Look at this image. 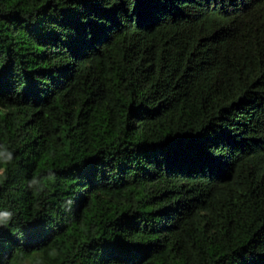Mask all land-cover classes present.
Instances as JSON below:
<instances>
[{
    "label": "trees",
    "instance_id": "16d2710c",
    "mask_svg": "<svg viewBox=\"0 0 264 264\" xmlns=\"http://www.w3.org/2000/svg\"><path fill=\"white\" fill-rule=\"evenodd\" d=\"M0 154V264H264V0H0Z\"/></svg>",
    "mask_w": 264,
    "mask_h": 264
},
{
    "label": "clouds",
    "instance_id": "9594fccd",
    "mask_svg": "<svg viewBox=\"0 0 264 264\" xmlns=\"http://www.w3.org/2000/svg\"><path fill=\"white\" fill-rule=\"evenodd\" d=\"M2 156V154H0ZM11 157H8V160H10ZM7 161L0 162V168H3L6 165ZM33 183L35 182L34 180L32 181Z\"/></svg>",
    "mask_w": 264,
    "mask_h": 264
}]
</instances>
